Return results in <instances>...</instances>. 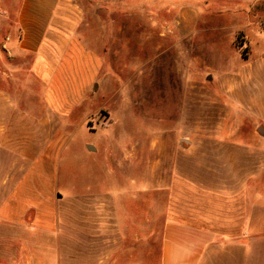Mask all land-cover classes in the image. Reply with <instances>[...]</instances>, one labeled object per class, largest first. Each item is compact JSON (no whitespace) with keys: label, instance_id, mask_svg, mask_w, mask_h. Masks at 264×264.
<instances>
[{"label":"crops","instance_id":"crops-1","mask_svg":"<svg viewBox=\"0 0 264 264\" xmlns=\"http://www.w3.org/2000/svg\"><path fill=\"white\" fill-rule=\"evenodd\" d=\"M69 3L0 0V264L260 263L259 248L232 242L254 235L257 218L253 212L249 221L242 179L213 186L177 169L174 156L168 164L164 152L145 169L134 151L125 160L134 158L136 187L95 180L93 170L91 191L66 177L59 186L73 149L70 122L102 68L98 54L70 37ZM86 148L90 155L100 149ZM103 152L105 166L116 165V149ZM252 156L260 170L259 147ZM150 192L166 202L149 237Z\"/></svg>","mask_w":264,"mask_h":264},{"label":"rangeland","instance_id":"rangeland-1","mask_svg":"<svg viewBox=\"0 0 264 264\" xmlns=\"http://www.w3.org/2000/svg\"><path fill=\"white\" fill-rule=\"evenodd\" d=\"M69 2L70 37L98 54L102 68L70 122L73 149L59 186L66 177L65 184L91 191L93 170L95 180L105 175L117 188L136 187L142 178L130 170L134 158L125 160L134 151L144 155L145 169L164 152L168 164L174 156L177 169L213 186L242 179L249 221L253 212L259 219L254 235L232 242L259 248L257 264H264V0ZM89 144L99 152L90 155ZM105 147L116 149V165L105 166ZM147 197L150 237L166 196Z\"/></svg>","mask_w":264,"mask_h":264}]
</instances>
